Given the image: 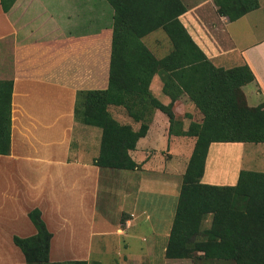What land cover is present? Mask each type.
Returning a JSON list of instances; mask_svg holds the SVG:
<instances>
[{
  "label": "crops",
  "instance_id": "obj_1",
  "mask_svg": "<svg viewBox=\"0 0 264 264\" xmlns=\"http://www.w3.org/2000/svg\"><path fill=\"white\" fill-rule=\"evenodd\" d=\"M180 2L185 10L178 19L213 65L227 69L247 64L255 75L242 86L247 105L264 102V0L234 20L218 12L215 0ZM110 6L107 0H15L4 11L0 4V87L11 84L10 151L0 154V264L25 262L13 237L36 234L28 216L34 208L52 234L50 263L213 260L202 252L195 260L165 255L196 137L170 133L167 115L154 108L146 133L129 151L139 166L103 167L94 162L101 129L74 116L79 90L108 86ZM161 87L155 74L149 89L167 104L171 100ZM116 108L120 106H108L120 121ZM174 112L180 122L175 132L202 118L186 95L174 102ZM129 123L137 130L141 121ZM241 170L264 172V142H212L201 182L235 186ZM211 218V213L204 216L201 229L210 226ZM114 255L119 260L110 257Z\"/></svg>",
  "mask_w": 264,
  "mask_h": 264
},
{
  "label": "trees",
  "instance_id": "obj_2",
  "mask_svg": "<svg viewBox=\"0 0 264 264\" xmlns=\"http://www.w3.org/2000/svg\"><path fill=\"white\" fill-rule=\"evenodd\" d=\"M113 8V33L108 86L79 90L74 116L101 129L95 164L103 167L136 169L139 165L129 151L148 128L151 107L162 109L170 122V133L195 136V144L182 177L178 202L165 247L169 258H203L233 261V264H264V172L241 170L235 186H213L201 182L209 145L212 142H264V102L247 105L242 86L255 80L247 64L216 67L193 41L178 15L185 10L180 0H107ZM218 12L234 20L256 9L258 0H215ZM15 0H0L8 11ZM161 28L172 48L157 58L142 37ZM157 74L162 91L170 98L162 106L152 96L149 84ZM0 87V154L10 151V81ZM4 85L7 90H4ZM186 95L203 114L186 131L175 132L179 124L171 108ZM128 109L135 121L118 123L108 106ZM151 105V107H150ZM147 116V117H146ZM149 118V119H148ZM211 224L201 229L204 216ZM28 216L36 227L29 237L14 236L25 256L23 264H63L49 262L51 232L34 208ZM64 264H86L68 261Z\"/></svg>",
  "mask_w": 264,
  "mask_h": 264
},
{
  "label": "rangeland",
  "instance_id": "obj_3",
  "mask_svg": "<svg viewBox=\"0 0 264 264\" xmlns=\"http://www.w3.org/2000/svg\"><path fill=\"white\" fill-rule=\"evenodd\" d=\"M109 3V2H108ZM110 4V3H109ZM111 5V4H110ZM112 7V6H110ZM109 7V9H110ZM142 41L144 42V44L150 49V51L154 54V56L157 57V54H162V52H165V51H170L171 48H172V44L167 36V34L165 33V31L163 29H161V32L158 31L157 32H154V33H149L145 36L142 37ZM158 47H161V51L158 50ZM167 52V53H168ZM166 53V54H167ZM165 55V54H164ZM158 58V57H157ZM162 88V87H161ZM163 92V91H162ZM152 96L158 101V103L162 106H168L169 103L165 104L163 101H161L160 99L156 98L153 93L151 92ZM168 96V95H167ZM169 97V96H168ZM169 100V99H168ZM118 106V105H117ZM195 106V105H194ZM151 107V105H150ZM196 107V106H195ZM159 109V107H156ZM197 108V107H196ZM116 109H119V111H115L116 112V116L118 118H120V121H117L112 115V117L120 124H123V125H131L129 123V121H133L134 119L132 118V116H130V112L128 111L127 108L123 107V106H120V108H116ZM151 109L153 110L154 108L151 107ZM198 109V108H197ZM162 111V109H159ZM172 112H174V104L171 108ZM114 112V111H113ZM152 112V111H151ZM164 112V111H162ZM110 113V111H109ZM111 114V113H110ZM195 115H198L197 113H195ZM200 115V114H199ZM202 117H203V114H202ZM133 119V120H131ZM202 120V118L200 119ZM176 121H179V119H176ZM93 126V125H91ZM97 127V126H96ZM132 127V126H131ZM99 128V127H98ZM116 255L114 256H110L111 258L113 259H116V260H119V258L115 257ZM210 259V258H209ZM213 259V258H212ZM199 260V259H198ZM215 260V261H213ZM213 260H210V261H207L206 263L204 262H198L197 264H233V261H226V260H221V259H213ZM184 262V261H183ZM186 262V261H185ZM186 264H191L189 261L186 263Z\"/></svg>",
  "mask_w": 264,
  "mask_h": 264
}]
</instances>
